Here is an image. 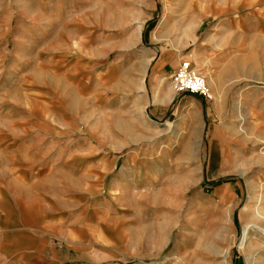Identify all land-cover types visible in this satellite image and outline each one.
I'll return each instance as SVG.
<instances>
[{
    "label": "rangeland",
    "instance_id": "obj_1",
    "mask_svg": "<svg viewBox=\"0 0 264 264\" xmlns=\"http://www.w3.org/2000/svg\"><path fill=\"white\" fill-rule=\"evenodd\" d=\"M24 205L121 264H264V0H0V256Z\"/></svg>",
    "mask_w": 264,
    "mask_h": 264
},
{
    "label": "crops",
    "instance_id": "obj_2",
    "mask_svg": "<svg viewBox=\"0 0 264 264\" xmlns=\"http://www.w3.org/2000/svg\"><path fill=\"white\" fill-rule=\"evenodd\" d=\"M31 213L24 205L12 229L8 224L3 234L1 263L121 264L114 248L113 254H105L97 238L85 234L81 225L70 227L65 218L50 214H44L37 223L36 219L30 220Z\"/></svg>",
    "mask_w": 264,
    "mask_h": 264
},
{
    "label": "built area",
    "instance_id": "obj_3",
    "mask_svg": "<svg viewBox=\"0 0 264 264\" xmlns=\"http://www.w3.org/2000/svg\"><path fill=\"white\" fill-rule=\"evenodd\" d=\"M177 92H191L211 97L206 81L194 71H189V64L185 63L175 77Z\"/></svg>",
    "mask_w": 264,
    "mask_h": 264
},
{
    "label": "bare ground",
    "instance_id": "obj_4",
    "mask_svg": "<svg viewBox=\"0 0 264 264\" xmlns=\"http://www.w3.org/2000/svg\"><path fill=\"white\" fill-rule=\"evenodd\" d=\"M151 61V60H150ZM189 64V68H190V63H188ZM174 85L176 86V81H174ZM176 89V88H175ZM173 91V90H172ZM173 98V93H171V91H170V93H168L167 95H166V97L163 99V101H161V102H166L168 99H172ZM190 154L191 155H193L192 154V150L190 151ZM249 234V232H247V234L245 235V238H244V240H242L241 241V247L240 248H242V247H244V245H245V242H246V239H248V237H247V235Z\"/></svg>",
    "mask_w": 264,
    "mask_h": 264
}]
</instances>
